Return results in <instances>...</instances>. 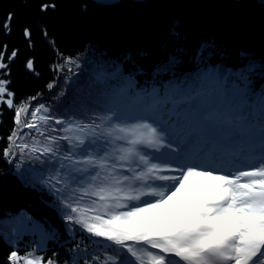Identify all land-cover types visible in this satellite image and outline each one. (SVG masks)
I'll use <instances>...</instances> for the list:
<instances>
[{"label": "trees", "instance_id": "1", "mask_svg": "<svg viewBox=\"0 0 264 264\" xmlns=\"http://www.w3.org/2000/svg\"><path fill=\"white\" fill-rule=\"evenodd\" d=\"M0 54L4 98L13 100L12 108L0 103V264H11L13 250L19 264L28 253L71 264L76 243L95 247L89 241L97 238L68 225L59 201L40 183L46 166L11 145L13 131L18 144L31 145L36 129L24 125L45 128L39 115L55 129L48 135L62 136L55 119L91 123L109 114L115 94L129 86L179 98L192 85L218 101L247 100L257 119L264 105V6L258 0H0ZM41 106L33 121L31 113ZM20 107L26 111L17 125ZM68 227L76 230L74 238Z\"/></svg>", "mask_w": 264, "mask_h": 264}, {"label": "snow or ice", "instance_id": "2", "mask_svg": "<svg viewBox=\"0 0 264 264\" xmlns=\"http://www.w3.org/2000/svg\"><path fill=\"white\" fill-rule=\"evenodd\" d=\"M24 34L30 35L27 29ZM3 58L0 69L6 67ZM26 66L31 69L32 62ZM6 84L0 80V97ZM115 95L109 114L91 123L55 119L62 136L48 135L55 129L39 115L45 128L24 125L36 129L31 145L18 144L17 131L9 137L21 155L26 150L46 166L40 183L59 201L62 219L97 238L89 241L91 251L76 243L71 264H264V105L257 119L247 100L218 101L192 85L179 98L130 86ZM6 103L13 107L11 98ZM42 108L31 113L33 121ZM25 111L16 109L17 125ZM162 112L184 129L178 139ZM217 151L246 159L251 170L216 174ZM68 231L74 238L76 230ZM8 259L19 264L21 257L13 250ZM23 264L55 262L28 253Z\"/></svg>", "mask_w": 264, "mask_h": 264}, {"label": "rangeland", "instance_id": "3", "mask_svg": "<svg viewBox=\"0 0 264 264\" xmlns=\"http://www.w3.org/2000/svg\"><path fill=\"white\" fill-rule=\"evenodd\" d=\"M97 1L108 3V2H115V1H118V0H97ZM262 4L264 6V3H262ZM2 100L6 101L7 99L4 98V96H3V97H0V103H1ZM169 115H170V112H167V113L162 115L163 116V120H164V124H165L166 127H169L170 130L173 131L174 136L178 139L179 136L184 134V129L179 124L174 122V117L171 120H169V118H168ZM180 123L182 124L183 121L181 120ZM161 151H165V150L161 149ZM219 152L223 153L220 156L221 160H219L218 156H217V154ZM152 153H153V151H152ZM154 155H158V153H154ZM216 156H217V163L214 165L216 174H224L225 172H228L229 169H231L232 172L237 171V169L251 170L250 164L244 158L238 159L237 157L231 155L230 153L223 152V151H217ZM157 183H161V182H157ZM17 222L19 223L20 221L17 219ZM25 223H27L26 219L23 220L21 224L25 225Z\"/></svg>", "mask_w": 264, "mask_h": 264}, {"label": "water", "instance_id": "4", "mask_svg": "<svg viewBox=\"0 0 264 264\" xmlns=\"http://www.w3.org/2000/svg\"><path fill=\"white\" fill-rule=\"evenodd\" d=\"M260 2L264 3V0H259Z\"/></svg>", "mask_w": 264, "mask_h": 264}]
</instances>
